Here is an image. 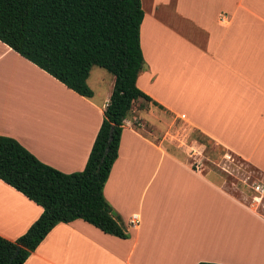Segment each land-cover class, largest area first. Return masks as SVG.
Wrapping results in <instances>:
<instances>
[{"label":"crops","instance_id":"1","mask_svg":"<svg viewBox=\"0 0 264 264\" xmlns=\"http://www.w3.org/2000/svg\"><path fill=\"white\" fill-rule=\"evenodd\" d=\"M140 1L145 69L136 86L264 176V0ZM102 71L92 68L87 99L0 42V136L62 173L83 171L114 85ZM140 105L124 121L103 188L129 238L60 223L23 264H264L259 203L169 151L165 137L144 135ZM42 211L0 181L2 238L15 241Z\"/></svg>","mask_w":264,"mask_h":264},{"label":"trees","instance_id":"2","mask_svg":"<svg viewBox=\"0 0 264 264\" xmlns=\"http://www.w3.org/2000/svg\"><path fill=\"white\" fill-rule=\"evenodd\" d=\"M142 20L140 0H0V42L67 89L91 99L87 79L94 67L114 78L83 171L62 173L17 140L0 136V181L43 210L15 241L0 236V264H23L60 223L82 220L105 234L129 238L122 220L112 215L103 188L133 107L144 101L163 109L136 86L145 69ZM192 138L205 148L211 142L199 131Z\"/></svg>","mask_w":264,"mask_h":264},{"label":"rangeland","instance_id":"3","mask_svg":"<svg viewBox=\"0 0 264 264\" xmlns=\"http://www.w3.org/2000/svg\"><path fill=\"white\" fill-rule=\"evenodd\" d=\"M102 72L111 76L106 71ZM140 104L137 109L142 112L140 130L144 135L154 141H161L165 137L163 145L169 151L182 154L190 164L197 166L241 201L247 204L258 202V208L264 214L263 196L254 189L257 184L264 183L262 174L213 141L208 148L199 147L192 138L194 130L186 127L182 121L151 103L141 101Z\"/></svg>","mask_w":264,"mask_h":264},{"label":"built area","instance_id":"4","mask_svg":"<svg viewBox=\"0 0 264 264\" xmlns=\"http://www.w3.org/2000/svg\"><path fill=\"white\" fill-rule=\"evenodd\" d=\"M220 20H224L223 18ZM255 191H257L259 194H261L262 196H264V183L261 184H257L256 187L254 188ZM131 225H136L138 223V219L136 218V216H133L132 220H131Z\"/></svg>","mask_w":264,"mask_h":264},{"label":"water","instance_id":"5","mask_svg":"<svg viewBox=\"0 0 264 264\" xmlns=\"http://www.w3.org/2000/svg\"><path fill=\"white\" fill-rule=\"evenodd\" d=\"M112 215L118 218V216L116 215V213H115V212H112Z\"/></svg>","mask_w":264,"mask_h":264}]
</instances>
